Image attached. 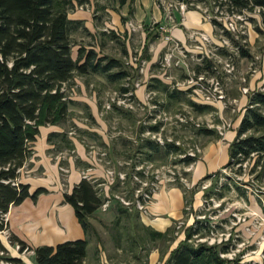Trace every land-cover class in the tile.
<instances>
[{
	"label": "rangeland",
	"instance_id": "obj_1",
	"mask_svg": "<svg viewBox=\"0 0 264 264\" xmlns=\"http://www.w3.org/2000/svg\"><path fill=\"white\" fill-rule=\"evenodd\" d=\"M195 3V6H191L193 8L191 10L199 11L204 20L210 21L212 17H217L222 23L223 19L224 23L233 22L236 27V35L233 33L235 39L244 44V47L250 50L252 56L249 58L241 57L231 38L225 35L222 27L218 26L216 28L217 35L215 36L219 44L213 42L212 39L205 41L202 36L195 39L190 38L192 45L184 48L187 56L174 54L173 59H178V56L181 58L179 65H175L173 59L171 64H167L165 55L169 52L170 43L165 40L164 36L170 34V32L161 34L162 32L159 31L158 33L157 29H159L161 21L159 19V21H156L158 17H153V14H147L152 8L158 14L160 11L165 12L167 18V9H164V6L158 0H126V2H121V0H88L86 3L88 6L84 9L81 8V5L85 4L75 5L70 9L69 12L71 13L84 10L87 15L93 18L95 24V30L93 31L81 28L73 33V56L77 57L78 50L82 46L86 48L94 47L101 55H108L122 60H126L130 54H136L142 50V57L149 61L144 74L139 73L134 67H130L129 70L132 72V79H140L142 85L146 84V87L140 90V95L134 89L136 94L135 109L129 111L125 107H115L107 110L105 105L109 100L110 93L113 91L120 92L125 80L109 81L104 75L100 74L75 75L68 91L70 99L73 100L70 116L63 124L65 129L63 132L66 136L54 137L53 142L56 143V146L49 149V151L53 152V155L62 156L61 152L72 150L70 148L71 142H69L71 141L70 135L78 138L85 145L86 151H92L93 155H97L101 150H106L108 158L101 161L100 159H93L95 164H100L97 165L100 169L99 171L91 170L90 174H97L100 177L99 179L105 182L99 187L104 188L105 185H109L107 188L110 190L111 184L107 178V171L114 170L116 173L119 168H122L124 160L135 156L133 148L138 144L137 139L141 134L143 125L147 127V125L160 123L161 129L159 132L154 135V133L146 130L145 137L158 138L162 141L166 139L178 141L183 150L180 154L172 153L164 157L158 156L153 161L154 163L144 162L143 167L149 175L147 180L152 181L151 178L154 177L155 170L159 169L161 171L159 173L160 186L158 191H160L158 194L165 188L169 189V186H175L182 190L184 199H192L193 210H191L189 216H186L188 217L186 219L187 225L193 223L200 211H203L205 217L210 218L215 224H221V226L217 224L216 230L212 231L211 236L213 235L218 240L220 236L225 234L223 236V241H225L226 235H230L233 246L240 249L235 250L237 255L233 264H264V175L262 174L264 164L258 166L257 170L253 172L252 167L257 157L254 156L243 164L242 172H237L238 165L227 169L223 168L219 180L215 177L202 180L210 171L207 174H199L196 171V162L201 160L206 162L203 157L208 149L215 150L218 148L220 152V145H223V153L217 156L220 166L214 172L228 162V158H230L229 150H227V153L225 152L226 146L231 140L224 137H226L227 131L235 130L239 126L238 121L245 111L247 101L246 99L241 100L242 95L246 94L244 93V87L249 90L263 88L264 24L261 23L260 15L252 16L254 19L249 18L246 21H238L235 17L223 16V6L218 10L214 0H196ZM136 8L138 10L145 9L144 19L143 17L141 19L133 17ZM224 9H226V6ZM114 13L120 15L122 29L121 25L116 26L113 23ZM175 14L178 16L175 23H181L182 13L176 11ZM251 15L249 14L248 17ZM131 20L143 27L131 30L128 27V22ZM167 20L169 19L167 18ZM149 23H152V25L150 26ZM151 27L153 29H150ZM257 27L262 30H257ZM148 33H150L149 36L152 40L148 50L145 51L144 45ZM191 33L192 30H189V37ZM154 57H156V60L153 59ZM208 63L211 68L206 67ZM228 64L230 65L228 66ZM146 74L149 75L147 78ZM216 74L222 77L225 88V98L218 106L214 103L200 102L202 97L184 83L190 77L197 81L200 76L210 77ZM152 75L163 77L170 89H178L186 93H179L177 98L170 99L163 88L157 91L149 90L148 83H150L149 79ZM121 93L123 92L121 91ZM189 100L211 105L212 108L205 112H197L190 106ZM224 122L229 125L224 129V134H221L218 126H221ZM198 124L201 125L197 126ZM200 128H209L214 132L211 134L200 133ZM70 131L73 133L71 134ZM99 131L106 135L110 143L103 140V136ZM250 133L262 134L264 133V127ZM36 145L38 143H34V146ZM197 146L202 149L196 155L198 157L197 161L191 164L178 161ZM60 158L63 163L67 161L63 157ZM88 166L89 164H85L82 168L88 172ZM29 168H31V162L28 160L21 169L22 181L27 178ZM169 168L173 169L175 176L177 175L176 178L179 176L180 179L178 178L174 182L168 181ZM103 169L105 175L101 176ZM67 173L68 171L61 170L63 182L67 178ZM181 177L186 178L190 186L186 185ZM216 179L218 185L214 184ZM225 182H229L231 188L225 190L223 200H218V190L214 191L213 187L216 185L218 189L219 185ZM208 183L210 185L204 188L203 185ZM238 186L246 191V196L240 193L241 189L239 190ZM109 193L112 195L111 190ZM118 194L123 195V198H125V194ZM121 195L120 198H122ZM160 196L162 198V195ZM160 196H158V199H161ZM111 197H114L113 206L108 207L106 210L101 209L104 212L111 210L117 215L118 198ZM245 197H248L249 200ZM131 202L134 203V200ZM173 203L175 204V201ZM220 203H223V205ZM127 206L130 207V213L121 214L119 222H116L117 217L112 220L109 219L110 215L107 213H105L103 219L98 218V221H94L96 233L91 237L92 247L99 242L105 254L113 257V263L115 261L118 264H164L169 258L167 256H170L173 249L185 238L186 228L189 225L181 230L179 236L172 231L165 238H153L151 231L155 228L145 225L142 221L141 214H149L148 210L146 213H139L134 211L132 204ZM184 216L180 219H183ZM177 220L178 218L173 219L171 226H175ZM9 233L7 231L4 234L9 237ZM209 240L212 241V239ZM201 241V239L197 240V242ZM116 248H119L120 251H116ZM221 257H223L222 254Z\"/></svg>",
	"mask_w": 264,
	"mask_h": 264
},
{
	"label": "trees",
	"instance_id": "obj_2",
	"mask_svg": "<svg viewBox=\"0 0 264 264\" xmlns=\"http://www.w3.org/2000/svg\"><path fill=\"white\" fill-rule=\"evenodd\" d=\"M87 2L88 0H0V233L9 229L7 214L12 206L22 203L29 197L36 201L41 194L48 192L43 186L31 192L30 185L20 180L21 169L33 155V145L40 134L41 126L63 125L69 118L73 100L70 99L68 91L75 75L100 74L109 81L125 80L120 91L134 90L132 82L135 79H132V72L126 60L101 55L94 47L83 46L79 48L77 57L73 56V33L81 28L88 29L84 20L71 19L69 11L75 5ZM214 2L223 6V10L230 15L240 14L246 17V20L260 15L261 23L264 24V0H214ZM249 14L252 15L248 17ZM211 22L215 26L216 33L218 26L223 28L225 35H228L238 47L241 57L252 56L250 50L226 29L224 22L216 18ZM257 30L262 29L257 27ZM157 32L159 33V30ZM149 34L144 45L145 51L148 50L152 40ZM206 67H210L209 63ZM128 77L131 79L129 80ZM160 88L167 92L170 99L177 98L179 93H186L178 89H170V86L160 78L153 77L148 83V89L157 91ZM247 96L244 115L237 128L236 137L230 143L228 162L219 170L205 175L202 180L211 177L219 180L223 168L236 165L239 166L237 172H242L243 164L254 156L257 157L252 167L253 172L264 164V133L259 135L250 133L264 127V90L262 88L250 90ZM188 103L197 112H205L212 108L211 105L193 100H189ZM115 107L118 106H114L113 109ZM127 110L131 111V109ZM160 129V123L142 126L141 134L137 139L138 144L133 148L135 156L124 160L122 168L116 171L114 181L110 185L112 195L110 193L107 195L104 189L99 187L104 183L103 180L90 176L82 177L71 192H64V202L73 206L87 236L94 229L91 221L93 213L106 201H110L109 208L113 206L114 197L111 196L118 198L117 204L119 203L116 206V222L120 221L121 214L130 213V207L121 201L118 197L121 194L118 193L125 194V198L129 201L134 200L132 203L134 211L141 213L136 208L135 200L137 198L143 200V197L137 196L136 193L142 182L148 181L149 175L144 167H138L143 166L144 162L154 163L158 156L180 154L183 150L178 141L166 139L161 142L157 137L153 139L144 135L146 130L155 135ZM213 132L209 128H200V133ZM63 136H66L64 132H51L48 141L52 142L54 137ZM70 148L74 149V145L70 144ZM197 159V156L186 154L178 161L191 164ZM120 172L125 173V179H121ZM262 174L264 175V172ZM136 176L142 182L135 179ZM217 179L214 184L218 185ZM213 188L214 191L218 190V200H223L225 190L230 189L231 185L225 182L219 185L218 189L216 185ZM238 188L241 189L240 193L246 196V191L239 186ZM191 200L185 199L183 210L185 219L193 210ZM198 214L205 215L203 211ZM177 222L178 220L176 224ZM176 224L165 232L152 229L151 235L153 238H165L170 232L175 233ZM217 224L219 223L215 224L207 216L204 218L196 216L193 223L186 228L185 238L173 249L164 264H233L235 259L221 257L222 253H228L236 248L230 237L221 243H208ZM200 238L207 240L197 242ZM9 240L13 244H19L21 252L33 250L38 264H85L89 245V238L86 237L67 240L56 245L32 246L14 232H10ZM0 249L7 252L1 242ZM6 259L21 263V259L17 257Z\"/></svg>",
	"mask_w": 264,
	"mask_h": 264
},
{
	"label": "crops",
	"instance_id": "obj_3",
	"mask_svg": "<svg viewBox=\"0 0 264 264\" xmlns=\"http://www.w3.org/2000/svg\"><path fill=\"white\" fill-rule=\"evenodd\" d=\"M145 13L146 12L144 8L140 10L136 8L133 13V17L137 19H141L143 17L144 19ZM147 14H153V17H158L156 21L160 20L161 23L167 24L170 28L171 35L185 47L192 45L188 32L189 30L193 29L206 32L213 40V42L219 44V41L215 36L217 35L215 26L211 21L204 20L203 15L197 10L186 12V14L182 16V21L179 24H174L171 21L167 20L165 12L160 11V13L158 14L155 9L152 10L151 8V10L147 12ZM69 17L71 19L84 20L85 26L88 30H95L93 18L90 17V15H87L84 10H78L76 12L73 11L72 13L70 12ZM113 17V23H115L116 26L121 25L120 27L122 29L120 15L114 13ZM176 17L178 18V16L175 14V18ZM149 25L151 26L152 23H149ZM150 29L153 28L151 27ZM153 59L156 60V57H154ZM148 76L149 75L146 74V78ZM153 77L161 78V80L165 82V79L159 75H152L151 78ZM151 78L149 79V82H151ZM143 87H146V84L142 85L141 88L136 89L137 94L139 92L140 95V90ZM243 99H246V101L248 102L247 94L242 95L241 100ZM220 103L221 102H214L216 106H218ZM243 115L244 113L240 117L238 125H240ZM237 128L238 126L235 128V130L227 131V135L226 137H224L231 140L226 146L227 149L225 153H227V150H229L230 147V143L236 137ZM64 130V125L41 126L40 134L37 138L39 140H36L34 142L35 144L38 143V145H33V155L28 159L31 162V168H29L27 178L22 181V177L20 176V180L30 185L31 192H33L40 186L46 187L48 189V192L41 194L36 201H33L29 197L26 198L22 203L12 206L7 214L9 229L6 231L14 232L16 235H18L20 238H22L32 246H38L42 244L56 245L67 240H75L88 237L89 245L87 256L84 261L85 264H118V262H112L113 257L111 255L107 256L105 254V251L103 250V247L99 242L97 243V245H94V247H92L91 238L93 237V234L96 233V226L94 221H98V218L103 219L105 213L110 215L109 219L112 220L116 218V214L111 210H107V212H104L101 208L95 211L91 218L94 229L92 230L91 234L87 236L75 214L73 206L69 203L64 202V192H71L74 186L81 181L85 173V170L82 167L85 166V164H89L90 166H88L87 168L88 174H90L91 170L99 171L100 169L97 167V165L100 164L94 163L96 157L92 154V151L87 152L85 145L82 144V142L75 136H69L71 145H74L75 147L72 150L69 149V152H61L62 156H59L58 154L53 155V152L49 151V149H53L56 146V143L53 141L49 142L48 135L51 132H63ZM99 132L100 134H102L103 140L106 143H110V140L106 138V135L103 134L102 131ZM70 133L72 134L73 132L70 131ZM107 145L109 146L110 144ZM219 148L220 152L218 151V148L215 150H212V148L208 149L203 157L206 162H203L202 160L196 162V171H198L199 174H207L208 171H210V173L214 172V170L217 169L218 166H220L219 158L217 156H220V154L223 153V145H220ZM60 157H63L67 161L64 163L61 162ZM82 164L83 166H81ZM223 166H221V168ZM61 167H65L68 170L65 182H63L61 179ZM93 174L94 175L92 176L98 177L97 174ZM100 175H105L104 169L103 173H101ZM169 187V189H163L159 194L158 192L160 190L155 193L153 200L148 204L147 207L149 214H141L142 221L145 225L151 226L156 230L162 232L166 231L171 226L173 219H180L184 215L183 210L185 207V199L182 190L175 186ZM160 195H162V198ZM158 196H160L159 198L161 199H158ZM174 201L175 204L173 203ZM6 231L0 233V242L7 249L5 255H1L0 249V264H2L1 260L7 257L20 258V264H38L35 252L33 250L21 252L18 245L11 243L9 237L4 234L7 233ZM117 250L120 251L119 248H116V251ZM134 252L136 253L137 251ZM168 257L169 256H167V258Z\"/></svg>",
	"mask_w": 264,
	"mask_h": 264
},
{
	"label": "built area",
	"instance_id": "obj_4",
	"mask_svg": "<svg viewBox=\"0 0 264 264\" xmlns=\"http://www.w3.org/2000/svg\"><path fill=\"white\" fill-rule=\"evenodd\" d=\"M158 2L160 4H162L164 6V9H167V18L169 19V21H171L172 23L176 22V18H175V13L176 11H179L182 13V16H184L186 14V12H188L189 10L193 9L191 6H195V2L196 0H158ZM216 4V3H215ZM86 6H88L87 4L85 5H81V8L84 9ZM191 7V8H190ZM216 7L219 8L221 7L220 5H216ZM223 16L226 17H230V18H237L238 21L239 20H245L246 21V17H244L243 15L240 14H232L230 15L229 12H226L223 10ZM217 17H212L210 19V21ZM218 20V19H217ZM219 21V20H218ZM224 22V19H223ZM225 27L227 30L231 31L232 33H234L236 35V27L234 26L233 22L230 23H224ZM128 27L131 30H137L142 28L143 26L141 24L135 23L134 21H129L128 22ZM160 31V33L162 32V34L164 32H170V28L168 27L167 24L161 23L159 26V29H157ZM239 32V31H238ZM206 41H208L210 38V36L204 32V31H200L197 29H193L192 33L190 34V38H199L201 37ZM242 36V35H241ZM165 40L170 43V47H169V52L166 53L165 55V61L167 64H171V61L173 59V55L174 54H178V55H182V56H187L185 53L186 51L184 50L185 46H183L178 40H176L172 35L171 32L170 34H166L164 36ZM225 45V44H224ZM223 45V46H224ZM238 50V47H236ZM173 62L175 63V65H179V63L181 62V58L178 59H173ZM126 63L130 66V67H134L137 69V71L141 74H144V70L145 67H147L149 65V61L146 58L142 57V50H140L138 53L136 54H130L127 59H126ZM230 64H228L229 66ZM133 68V69H134ZM128 79L130 80L131 78L128 77ZM204 80V81H202ZM185 85L188 88H193V91L200 95L202 97V101L203 103H214V102H223V99L225 98V88H224V84H223V79L219 76V74L216 75H212L210 77H205V76H200L198 77V80L196 81L194 78L190 77L188 78L185 82ZM142 86L141 80L140 79H136L133 80L132 82V87H134V89L136 90V88H140ZM263 87V86H262ZM264 90V87L262 88ZM244 93H248L250 90L247 87H244ZM136 94L134 93V90H130V91H126L121 93V91H113L112 93H110L109 96V100L105 105V108L107 110L109 109H113L114 106H118V107H125L126 109H135V96ZM70 97V96H69ZM71 98V97H70ZM201 124H198L197 126H200ZM226 122H224L221 126H218V128L220 129V133L224 134V129L227 127ZM161 142H163L161 139H159ZM179 143V142H178ZM202 151V149L197 146L192 148V151L189 152V155L192 156H196L198 153H200ZM107 151H99L97 153V155H95L96 160L100 159L103 160L104 158H107ZM143 166H139L138 168H142ZM164 168V167H163ZM162 168V169H163ZM61 170L63 171H68L65 167H61ZM155 175H154V179L152 181H141L137 176L135 177V179L139 180L142 182V186H140L139 189H137V193L136 195H142L143 200H140L139 198H137L135 200V204H136V208L139 209L142 213H146L147 212V207L148 204L152 201L155 193L158 191L159 189V180H160V171L159 169L155 170ZM107 178L109 179L110 184L114 181L115 178V171L114 170H108L107 171ZM169 172V176L167 178L168 181H176V179H180V177L178 176L176 178L175 176V171L171 168L168 169ZM84 176H90V177H94V178H100L97 176H92V174H88L86 171L83 175ZM120 177L121 179H125V173L120 172ZM181 180L186 182V185L190 186V184L187 182L186 178L181 177ZM105 183V182H104ZM101 183L100 185L104 184ZM210 185V183L208 184H204L203 187L207 188ZM107 186L109 185H105L104 186V190L106 192V194L108 195V188ZM147 189H150L149 191H147ZM119 197V196H118ZM120 198V197H119ZM121 201L125 204V205H131L132 202L129 200H126L125 198H120ZM221 204V203H220ZM108 207H110V201H106L101 208H103L104 210H106ZM190 209V207H188V210ZM199 218H204L205 215H198ZM189 225V224H188ZM186 223V219H178V222L176 224V230H175V234L179 236L180 232L182 229H184L186 226H188ZM6 231V230H5ZM7 232V231H6ZM10 234V233H9ZM225 234H223L222 236H220L218 238V240H216V237H211L209 239H212V241L208 240V242L210 243H221L224 240V236ZM230 235H226L225 240H228ZM202 241L207 240V238H200ZM18 247L19 244H17ZM235 250H240L238 248H233L230 252L228 253H222L223 257H226L228 259L234 260L235 256L237 255ZM27 251V250H25ZM6 252L1 251V255H5ZM2 264H20V263H16L14 261L8 260L6 258H3L1 260Z\"/></svg>",
	"mask_w": 264,
	"mask_h": 264
},
{
	"label": "bare ground",
	"instance_id": "obj_5",
	"mask_svg": "<svg viewBox=\"0 0 264 264\" xmlns=\"http://www.w3.org/2000/svg\"><path fill=\"white\" fill-rule=\"evenodd\" d=\"M189 11H191V10H189ZM194 11V10H193Z\"/></svg>",
	"mask_w": 264,
	"mask_h": 264
}]
</instances>
